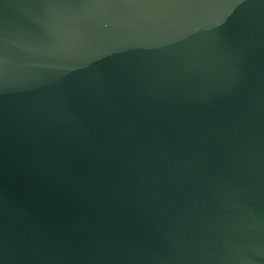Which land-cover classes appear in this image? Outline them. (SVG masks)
Here are the masks:
<instances>
[{"label": "water", "instance_id": "1", "mask_svg": "<svg viewBox=\"0 0 264 264\" xmlns=\"http://www.w3.org/2000/svg\"><path fill=\"white\" fill-rule=\"evenodd\" d=\"M0 264H264V0H0Z\"/></svg>", "mask_w": 264, "mask_h": 264}]
</instances>
